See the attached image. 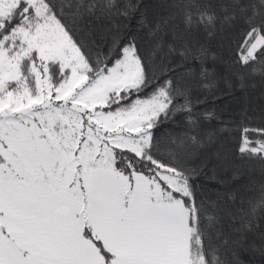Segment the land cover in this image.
Instances as JSON below:
<instances>
[{
  "label": "snow or ice",
  "instance_id": "1",
  "mask_svg": "<svg viewBox=\"0 0 264 264\" xmlns=\"http://www.w3.org/2000/svg\"><path fill=\"white\" fill-rule=\"evenodd\" d=\"M161 7L150 21L131 0H0V264H229L211 244L215 203L196 202L201 169L186 166L204 146L189 62L202 32L237 18L235 74L264 58V0ZM177 113L188 130L162 152L155 132ZM252 131L239 154L264 159Z\"/></svg>",
  "mask_w": 264,
  "mask_h": 264
},
{
  "label": "trees",
  "instance_id": "2",
  "mask_svg": "<svg viewBox=\"0 0 264 264\" xmlns=\"http://www.w3.org/2000/svg\"><path fill=\"white\" fill-rule=\"evenodd\" d=\"M52 2L59 4L60 0ZM117 2L127 3L129 0ZM131 2L140 5L141 12L150 21L168 14V10L161 7L164 0ZM197 2L216 6L220 14L219 5L228 0ZM242 2L259 5L260 0ZM248 15H251L250 11ZM179 22L180 16L177 15L176 23ZM245 22L244 18H237L230 30H221L217 24L211 29V35L202 32L198 37L204 53L189 62L199 80L191 90L190 99L199 118V126L193 134L203 141L204 146L188 159L186 166L201 169L191 177L197 204L203 203L207 208L209 202L215 203L219 235L212 234L211 244L220 247V258L229 264H264V204L260 202V194L264 191V159L242 158L239 154L245 129L249 130L252 141L261 139V135L252 130H264V58H258L239 75L233 71L239 56L236 39ZM201 67L209 73L206 79L199 78ZM184 70L177 68L178 72ZM205 84L209 86L205 88ZM183 102L182 98L177 100V103ZM187 130L186 116L182 113L164 121L155 132L161 151L172 147L171 138ZM205 161L207 166L201 168ZM253 208L256 209L254 217ZM244 219H251L252 230L244 233L245 238L241 240L234 227Z\"/></svg>",
  "mask_w": 264,
  "mask_h": 264
}]
</instances>
